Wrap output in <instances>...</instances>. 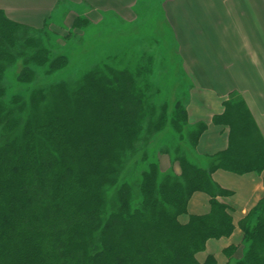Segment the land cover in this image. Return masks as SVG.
Segmentation results:
<instances>
[{
    "label": "trees",
    "instance_id": "1",
    "mask_svg": "<svg viewBox=\"0 0 264 264\" xmlns=\"http://www.w3.org/2000/svg\"><path fill=\"white\" fill-rule=\"evenodd\" d=\"M88 23L78 18L72 27ZM19 27L0 13V40L6 30ZM5 58L0 48V60ZM24 73L18 80L31 81V70ZM62 89L19 134L14 131L21 119L0 100V131L7 133L0 138V264H219L213 254L198 258L209 240L228 238L237 227L226 201L233 191L213 174L264 171V135L243 96L230 92L222 113L211 120L228 128L226 148L197 154L198 160L181 155L178 174H164L150 163L142 174L141 207L132 208L131 188L124 184L117 209L105 217L101 191L116 183L119 154L132 148L137 136L144 110L141 91L129 70L87 74L74 95ZM44 99L33 95L31 103L38 107ZM12 100L22 102L19 96ZM179 108L182 120L171 124L182 134L185 126L193 127L197 153L208 123H190L187 110ZM197 192L209 196L206 214L189 213ZM238 227L241 242L224 248L225 264H264V197Z\"/></svg>",
    "mask_w": 264,
    "mask_h": 264
},
{
    "label": "rangeland",
    "instance_id": "2",
    "mask_svg": "<svg viewBox=\"0 0 264 264\" xmlns=\"http://www.w3.org/2000/svg\"><path fill=\"white\" fill-rule=\"evenodd\" d=\"M142 1L145 0L135 9L140 18L134 25L108 16L104 27L96 30L45 22L41 28L22 26L6 30L0 40L6 57L0 60V94L3 91L0 100L7 110L14 109V115L21 119L14 131L16 134L22 131L28 118L42 113L44 105L51 102L60 87L74 95L90 73L108 75L113 71L129 70L135 76L144 110L132 148L119 154L116 183L102 188L105 217L117 209L118 191L124 184L131 188L132 208L141 207L142 174L149 170L150 163H157L164 174H178L177 160L181 155L198 160L190 136L193 127L185 126L182 134L171 124L172 119L182 120L183 113L180 108L175 110L177 106L187 110L190 123L201 121L199 118L207 114L205 122H210L213 99L226 100L228 97L225 96L226 84L212 80L194 83L182 67L183 54L195 65L201 55L212 57V51L196 49L202 43L210 48L211 37L202 38L201 30H187L183 37L180 32L175 34L159 15L160 3ZM142 6L148 12L139 9ZM182 38L187 44L184 49L180 45ZM60 57H65L66 61L58 59ZM27 68L32 72L28 76L31 81H19V75ZM33 95L45 96L41 108L31 103ZM13 96H19L22 102L13 104ZM23 104L24 108L20 109ZM0 138L5 140L7 133L0 131Z\"/></svg>",
    "mask_w": 264,
    "mask_h": 264
},
{
    "label": "crops",
    "instance_id": "3",
    "mask_svg": "<svg viewBox=\"0 0 264 264\" xmlns=\"http://www.w3.org/2000/svg\"><path fill=\"white\" fill-rule=\"evenodd\" d=\"M142 2H159L161 19L175 34L178 32L179 35L180 32L183 37L187 30H201L202 38L206 35L211 37L210 48L202 43L196 49L200 52L210 50L212 57L201 55L195 65L185 59L183 54L181 63L185 74L194 83L212 80L226 84L228 95L232 91H238L264 135V0ZM139 3L141 0H0V13L9 20L30 28H41L45 22L54 25L63 23L72 27L78 18H85L89 23L83 28L96 30L100 26L104 27L107 16L134 25L140 18L135 11ZM145 6L139 9L145 12ZM180 45L182 49L187 45L184 38ZM213 100L210 117L223 111L224 99ZM207 115L199 119L205 121ZM206 123L208 128L197 145L199 156L214 154L227 146L228 128L214 125L211 121ZM213 178L222 187L233 191V195L226 201L232 208L237 227L228 238L209 240L206 252L199 254L198 258L203 261L208 254H213L219 264H224L227 262L224 248L241 242L239 221L264 197V171L236 174L219 169L213 174ZM209 209V196L203 192L195 193L189 202V213L201 215L208 213ZM183 218L186 220V217Z\"/></svg>",
    "mask_w": 264,
    "mask_h": 264
}]
</instances>
